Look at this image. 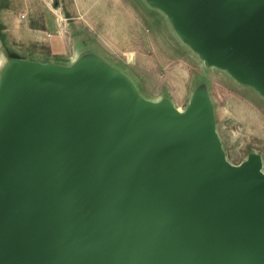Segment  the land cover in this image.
Segmentation results:
<instances>
[{
	"label": "water",
	"instance_id": "water-1",
	"mask_svg": "<svg viewBox=\"0 0 264 264\" xmlns=\"http://www.w3.org/2000/svg\"><path fill=\"white\" fill-rule=\"evenodd\" d=\"M154 1L206 59L264 88L240 71L264 81V0ZM91 64L67 79L20 64L11 78L0 264H264L258 162L225 161L203 100L183 118L141 108ZM88 68L103 78L76 77Z\"/></svg>",
	"mask_w": 264,
	"mask_h": 264
},
{
	"label": "rangeland",
	"instance_id": "rangeland-1",
	"mask_svg": "<svg viewBox=\"0 0 264 264\" xmlns=\"http://www.w3.org/2000/svg\"><path fill=\"white\" fill-rule=\"evenodd\" d=\"M0 26V105L20 64L67 79L92 63L141 108L203 100L225 161L256 160L264 173V88L206 59L165 5L0 0Z\"/></svg>",
	"mask_w": 264,
	"mask_h": 264
},
{
	"label": "bare ground",
	"instance_id": "bare-ground-1",
	"mask_svg": "<svg viewBox=\"0 0 264 264\" xmlns=\"http://www.w3.org/2000/svg\"><path fill=\"white\" fill-rule=\"evenodd\" d=\"M160 1H163L164 3H166V4H168L169 5V3H167L165 0H160ZM170 6V5H169ZM171 7V6H170ZM172 8V7H171ZM173 9V8H172ZM179 17L181 18V15H179ZM179 18V19H180ZM180 22V25L183 27V29L185 30V32L189 35V36H191L194 40H195V42L197 43V45H198V47L200 48V50L202 51V53L205 55V56H207V57H210L209 55H207L206 53H205V51L203 50V48H202V45H201V43L199 42V40H198V38H196L194 35H192L191 33H189V31H188V29H187V27H186V25L184 24V22H182L181 23V21H179ZM214 58H219V57H214ZM219 60V59H218ZM227 65H229L228 63H227ZM231 66V65H230ZM233 67V66H232ZM237 69V68H236ZM239 70V69H238ZM240 71H244V72H246V73H248L249 75H251V76H253V77H255V78H257L259 81H261L263 84H264V81L259 77V76H257V75H255V74H253V73H251L250 71H248L247 69L246 70H240ZM39 76V75H38ZM78 79H95V78H103V75L99 72V71H97V70H95V69H93V68H88V69H85V70H82V71H80L78 74H77V76H76ZM30 78H32V77H30ZM29 78V79H30ZM16 93V92H15ZM7 108H5V110H6ZM4 110V111H5ZM150 112V111H149ZM173 113L177 116V117H179V118H183L185 115H186V113H185V110H183L182 108H177V107H175V108H173ZM151 114V113H150Z\"/></svg>",
	"mask_w": 264,
	"mask_h": 264
},
{
	"label": "trees",
	"instance_id": "trees-1",
	"mask_svg": "<svg viewBox=\"0 0 264 264\" xmlns=\"http://www.w3.org/2000/svg\"><path fill=\"white\" fill-rule=\"evenodd\" d=\"M0 28H1V26H0Z\"/></svg>",
	"mask_w": 264,
	"mask_h": 264
}]
</instances>
